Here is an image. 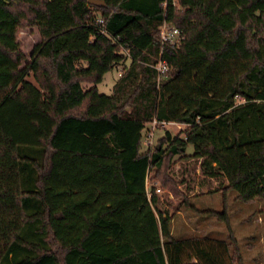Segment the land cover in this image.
<instances>
[{
  "label": "trees",
  "instance_id": "obj_1",
  "mask_svg": "<svg viewBox=\"0 0 264 264\" xmlns=\"http://www.w3.org/2000/svg\"><path fill=\"white\" fill-rule=\"evenodd\" d=\"M103 1L0 0V264H242L231 234L175 237L146 177L182 196L172 159L191 144L223 194L264 199V0ZM21 27L40 33L29 62ZM128 58L111 94L82 87ZM153 119L186 127L141 151Z\"/></svg>",
  "mask_w": 264,
  "mask_h": 264
},
{
  "label": "rangeland",
  "instance_id": "obj_2",
  "mask_svg": "<svg viewBox=\"0 0 264 264\" xmlns=\"http://www.w3.org/2000/svg\"><path fill=\"white\" fill-rule=\"evenodd\" d=\"M95 13L98 14V12ZM16 39L26 56V62H29L34 46L40 41L37 27L18 28ZM129 62L128 58L120 65L127 66ZM83 64L85 63L83 62ZM118 67L116 64L106 72L100 82L96 84L82 82V87L87 89L95 85L100 93L111 94L113 85L119 77ZM25 79L37 85L31 72L25 76ZM145 127L141 151H145L157 143L165 130L175 135L184 130L186 126L180 123H171L163 126L156 125L154 128L150 127V124H146ZM150 131L153 133L151 136H149ZM150 140L152 145L148 144ZM192 152L193 146L188 144L186 157L176 155L172 159V175L182 196L172 195L173 193L160 186L156 179H150L151 172L148 174V182L155 181L161 190L157 193L161 198L159 206L162 213L169 217L172 234L182 238H214L227 241L231 234L239 248L242 264H264V199L256 198L251 202H243L236 199L235 191H226L223 194L226 185L224 176L203 174L200 168L201 159L191 157ZM222 210L227 214V222L219 220L212 213Z\"/></svg>",
  "mask_w": 264,
  "mask_h": 264
},
{
  "label": "built area",
  "instance_id": "obj_3",
  "mask_svg": "<svg viewBox=\"0 0 264 264\" xmlns=\"http://www.w3.org/2000/svg\"><path fill=\"white\" fill-rule=\"evenodd\" d=\"M96 24L99 25V26H102L101 27V31L102 32H106L105 29L103 28V19L101 17H97L96 18ZM158 29H159V36H160V44L161 46L163 45H169V46H172V47H177L179 46V44L182 42V40L184 39V35L183 33L181 32V30L176 27L173 23L167 21L166 19H164L160 25L158 26ZM161 49L160 48V51L158 53V56L156 58V60L153 62V63H150L149 65L151 67H153L156 72H157V81L159 82L161 79H164L167 77V74H168V71L170 70V65L165 62L162 57H161ZM120 63H118V69H119V72H118V76H120L122 74V71L124 70V65H120ZM160 123L162 126L163 125H166V124H171V123H176V122H173V121H157L156 119H153L149 124H150V127L154 128L157 123ZM150 129V128H149ZM153 135V133L150 131L149 132V136ZM149 145H152V142L151 140L148 142ZM148 175L146 177V190L148 192V197L150 195V188L152 185H156V182L155 181H151V182H148ZM149 184V185H148ZM160 188H156V192H160Z\"/></svg>",
  "mask_w": 264,
  "mask_h": 264
},
{
  "label": "water",
  "instance_id": "obj_4",
  "mask_svg": "<svg viewBox=\"0 0 264 264\" xmlns=\"http://www.w3.org/2000/svg\"><path fill=\"white\" fill-rule=\"evenodd\" d=\"M89 4H93V5H100V6H104L105 3L103 0H88Z\"/></svg>",
  "mask_w": 264,
  "mask_h": 264
}]
</instances>
